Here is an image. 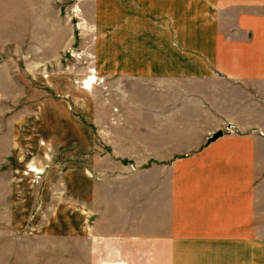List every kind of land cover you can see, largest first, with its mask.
<instances>
[{"label":"rangeland","instance_id":"obj_1","mask_svg":"<svg viewBox=\"0 0 264 264\" xmlns=\"http://www.w3.org/2000/svg\"><path fill=\"white\" fill-rule=\"evenodd\" d=\"M88 1L0 0V264H75L76 248L74 260L67 255L69 247L73 252L79 226L87 230L97 226L101 241L103 230L123 225L93 208L86 210L98 216H84V205L77 199L83 162L86 176L98 181L99 190L106 183L101 181L111 178L112 195L129 196V231L146 223L157 227L154 222L161 214L193 223L192 229L183 224L184 264L209 260L227 264L229 257L221 254L231 257L236 252L240 258L234 264H264V250L254 251L253 246L256 237L264 242V230L257 227L250 235L237 224L242 217L232 216L233 221L225 223L229 212L217 216L212 209L218 204L213 200L222 195L230 197L229 204H238L251 179L261 183L264 194V133L238 136L235 125L207 118L209 112L199 101L201 96L213 99L230 117L244 118L243 127L253 123L264 127V75L257 88L261 104L237 85L230 83L233 87H226L223 94L219 86L225 82L222 73L239 68L237 49H242V56L245 50L256 53L248 61L264 71V8L253 16L260 18L247 22L251 26L241 27L244 11L220 6L228 2L192 0L176 6L172 0H144L150 2L146 7L151 32L153 21L164 22V28L171 23L163 36L184 61L192 58L189 69L196 76L171 78L154 69L143 78L129 75V25L126 38L119 36L117 49L100 50L101 35L84 14ZM121 5L126 10L127 1ZM112 37L111 32L104 33L106 42ZM238 38L252 44L244 48ZM160 39L151 41L157 47H151L152 52L165 51L158 45ZM101 68L115 71L101 73ZM206 82L214 84V90ZM239 103L261 106V120L245 118ZM217 125H223L227 135L215 149L168 171H139L157 155L174 163ZM226 181L233 183L229 190L218 189ZM201 183H207L204 191ZM201 195L209 204L197 200ZM262 214L264 223V201ZM256 222L248 227L255 228ZM205 231L210 237L232 238L223 237L232 246L215 248L214 241V246L206 247L193 241ZM248 236L250 240L244 241ZM222 256L223 262H218ZM79 260L89 264L85 257Z\"/></svg>","mask_w":264,"mask_h":264},{"label":"crops","instance_id":"obj_2","mask_svg":"<svg viewBox=\"0 0 264 264\" xmlns=\"http://www.w3.org/2000/svg\"><path fill=\"white\" fill-rule=\"evenodd\" d=\"M126 10L124 9L121 3L123 0H89L85 4V16L87 21L97 30L98 35H101L99 39L98 48L102 51L110 52L112 49H117L119 44L117 43L119 36L125 37V27L129 25V75L137 74L142 76L143 78H148L147 76L150 73H154L155 70H158L161 73L169 75L171 78L173 77H185V78H192L196 75L189 69L191 66L192 58L190 61H184L182 58V53L175 51V49L168 45L167 41L164 38V33L171 28L172 24H166L164 28V22L153 21L152 26L154 25L155 28L151 29V14H150V2L144 0H126ZM176 6H179L180 1L183 2H191L192 0H172ZM196 1V0H193ZM209 3L211 1H219V4L223 2H228L227 4H222L223 8L230 5L233 6L232 8H240L244 12L241 15V27L251 26L250 23H247L251 20H256L261 17H253L256 14H261L260 11L264 8V0H207ZM132 3V6L128 5ZM149 3V7H146V4ZM174 5V6H175ZM175 6V7H176ZM219 6V7H220ZM159 12V11H158ZM155 13V15L158 14ZM162 14L164 15L163 10H161ZM236 24L235 22H233ZM238 26V25H237ZM122 27V29H120ZM162 29L164 31L162 32ZM243 30V28H240ZM111 32L113 35V39L106 42L104 40V33ZM241 33L239 32V35ZM252 34V33H251ZM230 36V35H229ZM249 37V36H248ZM161 38V39H160ZM252 38V36H250ZM159 40V47L165 46V51L160 52H152L151 47H154L151 43L158 42ZM174 42L177 40L172 37ZM239 39V38H238ZM254 40V38H252ZM125 41V40H123ZM244 41H240L239 44ZM252 44V41L244 42L243 47L247 48ZM157 48V47H154ZM239 50V51H238ZM242 49H237V54L239 55L237 58L238 62V69L237 71H227L222 73V79L225 82L220 83L219 86L223 91L225 88H232L229 86L230 83L237 85L238 89L248 95L249 97H253L255 100L261 104V92L257 88H261V82L263 80L264 71L262 68L257 67L258 65L256 62L248 61L250 55L257 56L256 53H251V50H245V54L242 56ZM196 57V56H195ZM155 63H158L155 65ZM241 66H244L243 68ZM115 70H111L110 68L107 69H100L101 73H109ZM193 74V75H190ZM141 77V78H142ZM198 77V76H197ZM206 78H211L207 76ZM245 80L247 83H245ZM237 81V82H236ZM214 90V84L205 83ZM260 85V86H259ZM219 89V87H216ZM201 105L204 106L206 111L209 114L206 116H210L207 118H212L217 121L220 120L223 122V125L226 124H233L237 128L238 136H257L262 137V133H264V127L261 123H253L248 126H241L244 122V118L242 119H234L230 117L225 112L221 111L216 107L214 100H210L207 97L201 96L199 98ZM243 104V105H242ZM241 107V112H243V116L245 118L249 117V119H258L261 120L262 108L259 107H251L245 103H239ZM211 114V115H210ZM223 125H217L212 129L208 130L206 135L204 136V140L197 144L196 148L193 150L182 151V154L179 158H177L174 163L171 164L170 160L167 161L166 157L161 158L157 155V160L153 157V163L148 167H139V171H150L154 168H159L165 171L172 169L175 165L188 163L186 161L192 158L194 155L197 154H204L206 152L215 149V144L221 141V139H225L226 133L223 129ZM223 130V134L216 138L215 140H210V137L215 131ZM224 141V140H223ZM223 155V153H221ZM111 158V157H110ZM151 158V157H150ZM112 160V158H111ZM175 164V165H174ZM90 167L92 163H89ZM174 165V166H173ZM172 167V168H171ZM85 169V162L79 164V176H78V201L80 204H83L84 209V216L90 214L89 217H96V215H92L90 211H87L88 208H93L97 212H100L101 215L104 217H108L112 215L111 218H117L121 223L122 226H116L117 230L113 227L108 229L107 231L103 230V233L100 237L101 241L97 240V233L99 232L97 226H91V230L85 229V226H79L78 228V238L76 240V244H72L73 252L70 251L71 247H69V253L67 257L69 260H74V250L76 248L78 255L76 257L75 264H83L80 262L81 257H85L87 263L89 264H184L181 261V246L180 243L183 242V238L187 237V235L182 231L184 225L190 224L191 229L195 228L193 223H183L177 219H167L165 214H161L158 217V220L148 226V224L138 225L133 228L136 230L129 231V224L131 223L129 219V196H113V187L112 185H108L113 181L111 178L102 180L101 182H106L105 184H101L102 188L99 190L98 181L94 178H89L86 176L84 171ZM243 180L239 181V185L242 183ZM249 181V179H245L244 183ZM253 179L248 182V187L246 189L247 193L244 194L243 199H239L238 204H229L230 197L222 195L221 199H215L213 201L217 202V205H213V211L216 213L215 215L220 216L221 212L228 214V220L225 223H229L233 221V217L241 218L242 219L237 223L243 226L244 232H248L251 235V232L257 233L256 228L258 227L260 230H264V223L262 219V202L264 201V194L262 193V185L261 183H253ZM114 183V182H113ZM243 183V184H244ZM255 183V184H254ZM201 189L204 191L207 187V183L199 184ZM233 185V183L226 181V183H221L220 188L218 189H227L229 190V186ZM87 187H89V192L87 195ZM252 187V188H251ZM195 191V187H194ZM254 193V194H253ZM253 194V195H252ZM201 199L204 200L206 203L209 204V201L206 197L202 195L197 197V200ZM90 200V201H89ZM98 200V201H97ZM89 201V202H88ZM220 203V204H219ZM100 204V205H99ZM100 206V207H99ZM208 209V206H207ZM80 211V210H79ZM78 219H80L83 215L81 212H78ZM100 216V215H99ZM212 216H210L211 218ZM107 219V218H106ZM257 221L255 228L248 224L252 221ZM224 221H221L223 223ZM184 224V225H183ZM159 226V227H158ZM94 227V228H93ZM109 227V226H108ZM190 229V228H189ZM243 230V229H242ZM241 230V231H242ZM229 230H223V234L225 232H234ZM195 233L198 234L197 230H194ZM201 232L200 234L203 235L200 238H195L193 241H200L206 247L216 246L218 248L219 245L223 249V246H232L230 243L231 240H226L223 237H210L207 234ZM218 231H215V234H218ZM255 237V236H254ZM220 238H223L222 240ZM230 238V237H226ZM245 238L244 241H249L250 236ZM254 244V251H262L264 250L263 244L264 242L261 241V237H256ZM232 239V238H230ZM210 241V242H208ZM216 241L214 245L213 242ZM197 247V245H196ZM238 249V247H235ZM73 254V256H72ZM221 255H226L229 258L227 259V264H234L240 257L239 253H233L231 257L225 253ZM72 256V258L70 257ZM88 256V257H87ZM223 256L221 258L223 262ZM214 257V255H213ZM209 264H212V260ZM208 262H206L207 264ZM256 262H254L255 264Z\"/></svg>","mask_w":264,"mask_h":264},{"label":"water","instance_id":"obj_3","mask_svg":"<svg viewBox=\"0 0 264 264\" xmlns=\"http://www.w3.org/2000/svg\"><path fill=\"white\" fill-rule=\"evenodd\" d=\"M222 134H223V131L221 129H219L211 135L210 140H215L216 138H218Z\"/></svg>","mask_w":264,"mask_h":264},{"label":"bare ground","instance_id":"obj_4","mask_svg":"<svg viewBox=\"0 0 264 264\" xmlns=\"http://www.w3.org/2000/svg\"><path fill=\"white\" fill-rule=\"evenodd\" d=\"M87 82H92V81H91V79H90V80H88Z\"/></svg>","mask_w":264,"mask_h":264}]
</instances>
